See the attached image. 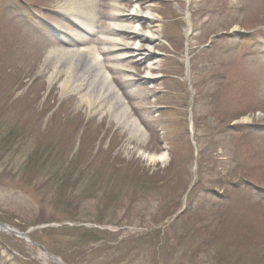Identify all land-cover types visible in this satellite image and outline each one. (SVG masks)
<instances>
[{
  "label": "rangeland",
  "instance_id": "374dc122",
  "mask_svg": "<svg viewBox=\"0 0 264 264\" xmlns=\"http://www.w3.org/2000/svg\"><path fill=\"white\" fill-rule=\"evenodd\" d=\"M63 1L0 0V223L26 234L0 229V264H264V0L141 1L161 37L118 64L154 78L110 74L142 142L41 72L76 29Z\"/></svg>",
  "mask_w": 264,
  "mask_h": 264
},
{
  "label": "bare ground",
  "instance_id": "6f19581e",
  "mask_svg": "<svg viewBox=\"0 0 264 264\" xmlns=\"http://www.w3.org/2000/svg\"><path fill=\"white\" fill-rule=\"evenodd\" d=\"M141 1L145 0H125V7L112 4L114 8L110 11V20L103 27V32L107 34L101 38L104 46L101 51L95 47L84 46L83 40L95 31L96 25L80 21L83 33L79 35L82 36L66 41L62 38L60 42L64 44L48 49L41 66V72L47 75V81L57 84L65 93L76 95L77 104L86 106L88 116L109 117L116 127L127 132L129 139L139 142L145 140V131L131 115L110 71L125 70L132 73L124 78H117L119 85H122V82L134 84L154 77L150 75L151 66H147L145 74L138 75L118 64L119 61H124V64L143 63L152 56L153 47L161 37L160 29L155 24L150 25L157 21V15L148 8L142 9ZM94 2L96 0H64L59 5L58 12L76 19L81 12H87L86 8ZM130 4L133 6L127 9ZM144 23H147L145 27ZM142 67L144 68L141 65ZM142 153L151 160L163 162L166 159L164 152L156 155L144 151ZM0 229L6 230V227Z\"/></svg>",
  "mask_w": 264,
  "mask_h": 264
},
{
  "label": "water",
  "instance_id": "95a60500",
  "mask_svg": "<svg viewBox=\"0 0 264 264\" xmlns=\"http://www.w3.org/2000/svg\"><path fill=\"white\" fill-rule=\"evenodd\" d=\"M20 235H24V233H20Z\"/></svg>",
  "mask_w": 264,
  "mask_h": 264
}]
</instances>
